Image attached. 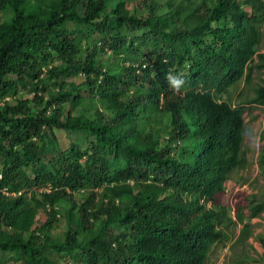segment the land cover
Masks as SVG:
<instances>
[{
	"label": "trees",
	"instance_id": "1",
	"mask_svg": "<svg viewBox=\"0 0 264 264\" xmlns=\"http://www.w3.org/2000/svg\"><path fill=\"white\" fill-rule=\"evenodd\" d=\"M260 9L0 0V264H207L224 247L234 264L264 260L252 221L264 192L237 190L233 207L220 199L247 165L246 102L264 106V79L242 102L227 98L264 68ZM168 70L184 74L180 93Z\"/></svg>",
	"mask_w": 264,
	"mask_h": 264
},
{
	"label": "rangeland",
	"instance_id": "2",
	"mask_svg": "<svg viewBox=\"0 0 264 264\" xmlns=\"http://www.w3.org/2000/svg\"><path fill=\"white\" fill-rule=\"evenodd\" d=\"M259 50L264 52V40L259 46ZM105 54H102V58ZM264 79V68L256 70L253 74L252 80L245 84L239 81L237 86H233L230 89L229 98L232 103L237 104L239 101L242 102L243 98L251 96L253 93L252 86L255 83L262 82ZM227 96V95H225ZM244 109V130H243V148L245 149L248 157L247 165L244 168L233 169L231 177L225 181V190L221 193L220 199L225 205L233 207L237 190L243 192H255L260 194L264 192V163L263 167L259 165L258 154L262 149L263 142L261 139V133L264 130V106L255 103H247ZM158 117H162V113H157ZM59 143L62 147H66L69 144L70 138L63 131H57ZM39 191V190H38ZM231 212H233L231 210ZM254 223V234L264 231V212L259 216L252 218ZM240 224H232L228 227V236L231 240L238 233ZM232 244V243H231ZM250 252L251 255L257 257L262 253V247L260 243L255 239L254 235H251L247 239L246 245H244ZM243 246L234 247V250H239ZM234 253H239L238 251ZM233 252L229 253V247H224L219 250L214 249L210 252L207 264H234L231 257ZM245 264H264V260L261 261H250Z\"/></svg>",
	"mask_w": 264,
	"mask_h": 264
},
{
	"label": "clouds",
	"instance_id": "3",
	"mask_svg": "<svg viewBox=\"0 0 264 264\" xmlns=\"http://www.w3.org/2000/svg\"><path fill=\"white\" fill-rule=\"evenodd\" d=\"M150 62L152 63L153 62V59H149ZM166 63V62H165ZM139 71V68L137 70V72ZM165 80H166V83H167V86L169 88V90L175 92V93H180L181 92V89L184 87L185 85V79H184V74L181 72L179 74H175L173 71L171 70H168L166 73H165ZM52 188V185H47V186H40L37 188V191L40 192L41 190H50ZM6 189V191H8V194L3 192L4 194L6 195H18L20 193H17V191H22L21 189H8L6 186H3L2 187V190ZM14 192V193H13Z\"/></svg>",
	"mask_w": 264,
	"mask_h": 264
},
{
	"label": "built area",
	"instance_id": "4",
	"mask_svg": "<svg viewBox=\"0 0 264 264\" xmlns=\"http://www.w3.org/2000/svg\"><path fill=\"white\" fill-rule=\"evenodd\" d=\"M261 2V9H260V12H261V15H262V20L264 22V0H259ZM3 192L7 193L8 194V191H6V189L3 190ZM21 191H17V193H20ZM14 193V192H13Z\"/></svg>",
	"mask_w": 264,
	"mask_h": 264
}]
</instances>
